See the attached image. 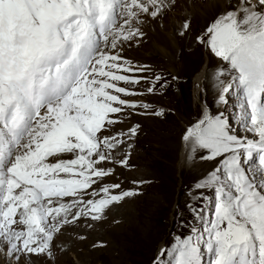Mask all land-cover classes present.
<instances>
[{
  "label": "snow or ice",
  "instance_id": "1",
  "mask_svg": "<svg viewBox=\"0 0 264 264\" xmlns=\"http://www.w3.org/2000/svg\"><path fill=\"white\" fill-rule=\"evenodd\" d=\"M168 7V0H0V252L6 258L19 264L25 255L51 256L64 225L82 216L99 219L110 204L136 195H110L104 187L103 198L83 199L111 175L99 165L123 143L119 133L103 135L119 123L115 114L122 106L149 107L119 95L137 93L117 82L140 81L120 74L132 68L118 45L142 38L143 18L156 19ZM189 27L186 21L183 29ZM196 41L223 63L214 78L217 101L226 106L237 93L234 111L246 135L234 134L222 111L205 110L186 130L183 140L213 165L195 185L214 194L212 211L205 219L207 210L189 204L200 226L176 236L156 264H264V0H228Z\"/></svg>",
  "mask_w": 264,
  "mask_h": 264
},
{
  "label": "rangeland",
  "instance_id": "2",
  "mask_svg": "<svg viewBox=\"0 0 264 264\" xmlns=\"http://www.w3.org/2000/svg\"><path fill=\"white\" fill-rule=\"evenodd\" d=\"M213 1L220 0H168L169 7L156 19L143 18L139 25L144 33L142 38L118 45L119 55L132 68L120 74L140 81L117 82L137 93L119 95L149 107L122 106L124 111L115 114L119 123L107 126L103 135L119 133L123 143L112 150L110 162L99 165L110 170L111 175L98 180L83 199L103 198L104 187H108L110 195L125 191L136 195L110 204L98 214L99 219L82 216L64 225L54 237L51 256L25 255L19 264H156L158 259H164L161 250L169 249L176 236L187 235L191 227L200 226L193 219L189 204L197 210H207L205 219L210 217L214 194L207 189L197 190L195 185L213 165L201 160L202 150L192 151L183 136L205 110L213 115L224 112L234 134L246 135L240 124L231 122V118L236 119L237 93H230L226 106L217 101L219 92L214 78L223 63L196 41L220 14L218 8L210 6ZM224 1L226 6L228 0ZM186 21L190 25L187 31L183 29ZM182 31L184 35L180 34ZM141 68L146 70L139 71ZM156 76L161 80L155 81ZM198 76L202 77L200 81ZM153 85L154 90L149 92ZM157 111L162 114L154 115ZM134 126H138L136 135L129 136V129ZM60 158L73 157L63 154ZM125 158L127 164L121 165ZM117 184L119 188L112 187ZM71 199L66 197L63 202ZM0 264L17 262L0 252Z\"/></svg>",
  "mask_w": 264,
  "mask_h": 264
},
{
  "label": "bare ground",
  "instance_id": "3",
  "mask_svg": "<svg viewBox=\"0 0 264 264\" xmlns=\"http://www.w3.org/2000/svg\"><path fill=\"white\" fill-rule=\"evenodd\" d=\"M225 1L223 0H220L219 2H215L214 3V1L212 2V4L210 5V6H212L213 8L212 9H216V8H218V10L221 12L222 10H223V8L225 7V3H224ZM224 4V5H223ZM207 6H208V4H207ZM209 6V7H210ZM192 7V6H191ZM216 7V8H215ZM196 9V8H195ZM195 11V10H194ZM197 13V12H196ZM197 16H198V14H197ZM182 17L184 18L185 16L184 15H182ZM207 22L209 21V20H206ZM157 56H162L161 54H157ZM153 57H156V56H153ZM202 79V77L201 76H198L197 77V80H201ZM231 118V117H230ZM233 121H235L234 123H236V125H239V121L237 120V119H234V118H231V122H233Z\"/></svg>",
  "mask_w": 264,
  "mask_h": 264
}]
</instances>
